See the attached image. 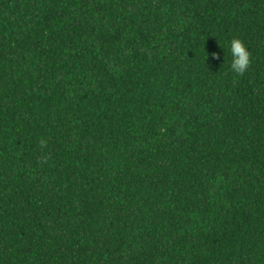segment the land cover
<instances>
[{
    "label": "trees",
    "instance_id": "16d2710c",
    "mask_svg": "<svg viewBox=\"0 0 264 264\" xmlns=\"http://www.w3.org/2000/svg\"><path fill=\"white\" fill-rule=\"evenodd\" d=\"M0 264H264V0H0Z\"/></svg>",
    "mask_w": 264,
    "mask_h": 264
},
{
    "label": "clouds",
    "instance_id": "9594fccd",
    "mask_svg": "<svg viewBox=\"0 0 264 264\" xmlns=\"http://www.w3.org/2000/svg\"><path fill=\"white\" fill-rule=\"evenodd\" d=\"M229 52L231 55V70L238 76H243L251 64V52L240 38H232L229 41ZM214 59H219L216 53L212 54ZM43 145V141L41 142Z\"/></svg>",
    "mask_w": 264,
    "mask_h": 264
}]
</instances>
